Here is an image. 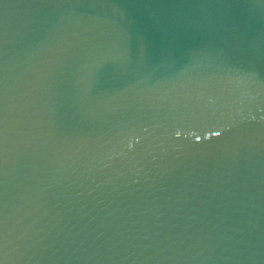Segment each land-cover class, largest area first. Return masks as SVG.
Masks as SVG:
<instances>
[{
    "label": "water",
    "instance_id": "obj_1",
    "mask_svg": "<svg viewBox=\"0 0 264 264\" xmlns=\"http://www.w3.org/2000/svg\"><path fill=\"white\" fill-rule=\"evenodd\" d=\"M0 264H264V0H0Z\"/></svg>",
    "mask_w": 264,
    "mask_h": 264
}]
</instances>
